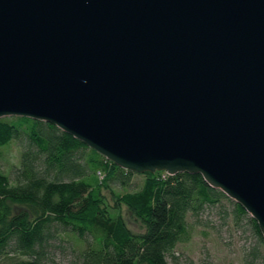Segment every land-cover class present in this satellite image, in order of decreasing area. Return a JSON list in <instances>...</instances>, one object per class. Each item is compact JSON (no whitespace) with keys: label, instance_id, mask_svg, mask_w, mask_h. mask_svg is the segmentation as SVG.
Listing matches in <instances>:
<instances>
[{"label":"water","instance_id":"water-1","mask_svg":"<svg viewBox=\"0 0 264 264\" xmlns=\"http://www.w3.org/2000/svg\"><path fill=\"white\" fill-rule=\"evenodd\" d=\"M6 117L200 175L264 238V0H0Z\"/></svg>","mask_w":264,"mask_h":264},{"label":"trees","instance_id":"trees-1","mask_svg":"<svg viewBox=\"0 0 264 264\" xmlns=\"http://www.w3.org/2000/svg\"><path fill=\"white\" fill-rule=\"evenodd\" d=\"M14 140L26 142L13 180L0 171V257L12 247L28 259L11 264H46L52 251H69L68 264H171L168 258L180 264L174 250L189 238L187 217L198 221L214 208L235 228H250L255 243L244 251L243 264H264L257 223L200 175L144 173L139 190L119 194L113 188L128 187L134 173L52 124L0 119V148ZM102 190L111 193L115 208ZM121 205L140 221L142 234L114 214ZM69 237L84 248L76 250Z\"/></svg>","mask_w":264,"mask_h":264},{"label":"rangeland","instance_id":"rangeland-1","mask_svg":"<svg viewBox=\"0 0 264 264\" xmlns=\"http://www.w3.org/2000/svg\"><path fill=\"white\" fill-rule=\"evenodd\" d=\"M16 117H6L14 120ZM25 140L11 141L7 146L0 148V171L13 180L12 172L19 165L20 153L25 146ZM144 177L142 174L131 176L128 187H114L115 193L123 194L139 190L142 187ZM102 194L110 207H114L111 193L102 190ZM123 218L127 228L134 234H142L144 227L123 205L115 211ZM223 215L218 209H208L198 221L190 215L187 217L189 238L186 242L178 244L174 250V256L180 264H243L244 251L254 243L249 227L235 228L228 219L224 221ZM76 250H82L84 244L74 237L68 238ZM56 243V242H55ZM63 246H66L65 244ZM71 258L69 251L60 254L52 251L46 264H68ZM28 258L16 253L9 247L7 253L0 257V264H11ZM168 261L173 264L171 258Z\"/></svg>","mask_w":264,"mask_h":264}]
</instances>
